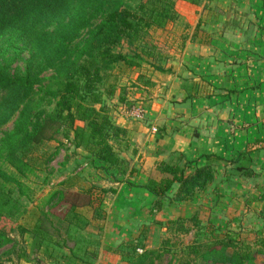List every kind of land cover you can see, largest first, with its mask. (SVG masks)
Here are the masks:
<instances>
[{
    "label": "crops",
    "instance_id": "0c3cea01",
    "mask_svg": "<svg viewBox=\"0 0 264 264\" xmlns=\"http://www.w3.org/2000/svg\"><path fill=\"white\" fill-rule=\"evenodd\" d=\"M180 4L197 7L181 0L175 6ZM212 7L216 10L205 12V24L186 26L179 50L172 42L171 52L157 49L162 72L149 59L134 68L130 86L136 91L114 94L117 111L111 116L126 133L114 148L124 164L89 175L93 184L112 191L108 203L103 201V211L92 203L87 214L79 213L81 219L71 218L78 233L61 235L59 244L53 236L45 241L36 252L41 264H127L113 251L117 245L147 229L144 248L158 249L156 227L194 214L201 226H215L219 237L259 241L264 232V0H213ZM134 108L140 117L132 114ZM85 157L73 165L85 163ZM186 161L194 163L191 172L210 167L213 181L191 200L150 209L155 198L141 185L155 164ZM58 182L75 191L83 186L79 174L61 175ZM178 188L173 185L169 197ZM93 232L99 235L94 238ZM18 255L15 263H35Z\"/></svg>",
    "mask_w": 264,
    "mask_h": 264
},
{
    "label": "trees",
    "instance_id": "16d2710c",
    "mask_svg": "<svg viewBox=\"0 0 264 264\" xmlns=\"http://www.w3.org/2000/svg\"><path fill=\"white\" fill-rule=\"evenodd\" d=\"M128 1L27 0L17 11L0 15V37L12 31L20 32L22 38L36 34V29L45 26L44 23L46 26H54L50 33L36 39L35 52L26 61L22 75L11 76L7 67H0V91H6L12 98L6 106L8 111L0 117V127L18 113L15 127L4 133L0 141V154L5 148H12L9 153L12 156L15 154L13 147L17 148L21 143L25 147L29 143L39 144L43 140H49L45 131L52 123H56L63 126L66 133H72V145L75 149L85 148L89 155L84 159L86 162L94 160L102 171L122 168L124 162L114 145L126 133L112 119L111 108L107 103V99L114 98V87L107 88L106 98L98 92V86L103 81L102 72L110 71L119 64L134 69L149 59L154 61L149 64L162 72L157 48L148 46L144 38L151 28L165 29L177 18L172 2L169 5L163 4L161 0H134L137 5L132 8ZM181 1L195 6L202 3V0ZM198 27L199 24L196 28ZM84 32L88 33V37L81 43L80 49L76 50L72 45ZM124 42L133 48L132 56L122 52ZM47 72L52 73L51 79L56 87L48 93L54 99V110L49 114L31 115L30 103L36 95L37 86L41 85L43 74ZM120 93H126L125 89L122 88ZM123 101L124 98L119 96V102ZM180 159L181 157L178 161ZM193 164L187 161L182 164H155L147 182L141 185L154 196L152 207L161 210L164 201L182 204L191 200L196 192L207 188L213 181L212 169L203 166L194 168L191 172L189 170ZM0 176L15 182L2 171ZM175 184L179 188L173 197H169ZM103 192L112 191L104 189ZM86 195L87 201L80 203L77 195L58 190L51 196L49 205L63 204L67 207L57 216L50 213L49 207L48 213L43 216L66 222L71 228L74 226L71 218L81 219L78 217L79 213L85 214L81 209L87 211L92 208L94 201L91 200V194L88 192ZM84 220L83 224H87L88 220L85 217ZM8 222L10 223V218L0 214V244L12 242L6 235ZM185 222L186 219L177 218L165 225L169 232L182 234L189 231ZM190 223L197 230L205 229L195 216L191 217ZM42 224L41 219H38L31 229L18 227L21 236L26 234L32 242L37 240V251L45 241L52 240V235ZM261 250L252 249L245 241L236 243L231 237H219L212 232L202 241H193L181 248L171 249L168 242H163L158 249L147 250L144 248V237L140 235L113 249L127 264H161L172 251L177 252L179 257L171 256L167 264H255L254 258ZM18 259H28L27 253L21 251ZM173 260L175 261L172 262ZM0 264H3L1 260Z\"/></svg>",
    "mask_w": 264,
    "mask_h": 264
},
{
    "label": "rangeland",
    "instance_id": "374dc122",
    "mask_svg": "<svg viewBox=\"0 0 264 264\" xmlns=\"http://www.w3.org/2000/svg\"><path fill=\"white\" fill-rule=\"evenodd\" d=\"M26 1L27 0H0V15L17 11ZM177 1L178 0H161L163 4L168 3L171 5L170 3L172 2L174 4L175 13H180L179 21L177 20L178 18H176L172 23L167 25L173 26L171 32L161 33L159 32L160 29L151 28L144 38L148 46L159 48L164 53L167 51L171 52L174 49H169V47L173 45H169L168 42H172L175 45V51L179 50L186 35L183 34L186 26L195 23L196 25L205 24L204 19L206 15L208 16L205 12H209V9L213 11L216 10L215 7H212L213 0H202L201 4L196 5L197 7H192L187 4L175 6ZM128 3L132 8H135L137 5V2L134 0H129ZM203 6L206 7V10L203 11L204 13L199 17V13L202 11ZM44 25L45 26L38 27L35 32L36 34L30 36L21 38L23 35H21L20 32L10 31L0 37V67H7L8 73L11 76L22 75L26 61L29 59L30 55L35 52L36 39L40 36L47 35L54 27L53 25L46 26L47 24L45 23ZM87 37L88 33L84 32L79 40L74 42L72 46L76 48V50L80 49L81 43ZM122 46V52L127 54V56H132L133 48L129 47L126 42H124ZM136 72V69H129L122 64L116 65L110 71L102 72L103 81L98 86V92L102 94L104 98H106L105 93L109 86L114 87L115 93H120L122 88H128L126 93L129 91L130 93L135 92L136 90H134L130 84L134 81ZM51 74V72L43 74L41 85L36 88V95L29 106V108L32 109L30 112L31 115L33 113L35 115H42L43 113L49 114L54 110V99H51L52 96L48 94L56 88L53 79H51ZM10 100H12V98L9 97V93L0 91V117L8 111L6 106ZM107 103L111 108L110 113L114 116V112L117 111L116 99L113 101L107 99ZM88 104H90L89 101ZM96 107H98V105H96ZM17 115L18 113H16L9 122L0 127V141L4 133L12 131L15 127ZM41 118H43V116ZM45 134L47 138H50L49 140H43L39 144L29 143L25 147L24 144L21 143L17 148L13 147L15 154L12 156H9L12 148H5L4 152L0 154V171L15 180V182L7 181L0 176V214L10 218V223L8 222L6 226V235L12 240V242L0 244V260L3 264H19L15 263L13 259L16 255L20 254L21 251H25L28 254V259L35 262L34 264H41L38 255H36L37 240L35 239L34 242H32L29 235L25 234L21 236L18 227L31 229V227L38 222V219H41L44 229L54 237L57 243L59 240L64 239L63 236H61L63 234L71 235L78 233L73 227L69 228L65 222L62 223L50 216L46 218L43 216L48 211L49 207L51 209L50 213H55L56 216L62 214L64 208L67 207H64L63 204L58 206H53L54 204L49 205L51 196L58 190H64L66 194L70 193L77 195L79 200H81L80 203L87 201L88 197L86 193L89 192L94 198L95 202L93 203L102 211L105 207L103 201L106 202V205L108 203V194L103 192L104 189L96 186L89 180L90 171L98 170L99 164L94 162V160H90L81 163V165H73V161H76L78 157L82 158V155L86 154V150L83 147L79 149L73 147L72 133H66L63 130V126L52 123L46 129ZM78 174L82 179L81 184L83 185L78 191H75L73 187L59 185L58 181L61 175H66L70 179L73 175L77 176ZM154 175L157 176V174ZM152 209H155V207H152ZM81 211L85 214L88 213L85 209H81ZM192 216L198 219L199 215L194 214L191 215V217ZM190 219L191 218H187L184 223L189 228L187 233H171L167 230V225H165V223H161L156 227V236L161 239L160 246L163 242H168L171 249L181 248L190 245L193 241H202V239L209 236L211 232L217 234L214 229L215 226L211 227V225L205 227V229L202 228L201 230H197L193 224L190 223ZM95 228L94 226L92 229ZM98 228H100V226H98ZM212 229L214 230L212 231ZM142 231L143 232H139L137 236H143L145 241L147 229ZM98 235L97 232H93L94 238ZM217 235L219 236V234ZM57 236L59 238H57ZM226 236L233 238L232 235ZM259 237V241L253 243V245L251 242L254 241L251 240L255 237L245 243L252 249H262L261 253L255 256L254 263L264 264V232ZM245 238L248 239L247 236ZM70 245H72L71 242H64V247ZM228 251L230 252V250ZM173 255L176 257L178 256L177 252L172 251L171 254L165 256L161 264H167ZM174 261L175 260L172 262Z\"/></svg>",
    "mask_w": 264,
    "mask_h": 264
},
{
    "label": "built area",
    "instance_id": "2783aa9c",
    "mask_svg": "<svg viewBox=\"0 0 264 264\" xmlns=\"http://www.w3.org/2000/svg\"><path fill=\"white\" fill-rule=\"evenodd\" d=\"M140 110L139 109H136V108H134L133 110H132V114L135 116V117H140Z\"/></svg>",
    "mask_w": 264,
    "mask_h": 264
}]
</instances>
